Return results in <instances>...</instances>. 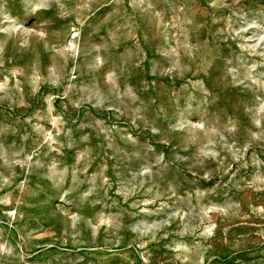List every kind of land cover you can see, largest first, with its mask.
I'll list each match as a JSON object with an SVG mask.
<instances>
[{"label":"rangeland","instance_id":"obj_1","mask_svg":"<svg viewBox=\"0 0 264 264\" xmlns=\"http://www.w3.org/2000/svg\"><path fill=\"white\" fill-rule=\"evenodd\" d=\"M0 264H264V0H0Z\"/></svg>","mask_w":264,"mask_h":264}]
</instances>
